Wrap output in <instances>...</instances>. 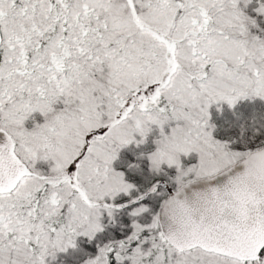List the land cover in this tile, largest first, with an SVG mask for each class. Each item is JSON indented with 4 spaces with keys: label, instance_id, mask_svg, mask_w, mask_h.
Segmentation results:
<instances>
[{
    "label": "snow or ice",
    "instance_id": "snow-or-ice-1",
    "mask_svg": "<svg viewBox=\"0 0 264 264\" xmlns=\"http://www.w3.org/2000/svg\"><path fill=\"white\" fill-rule=\"evenodd\" d=\"M0 264H264V0H0Z\"/></svg>",
    "mask_w": 264,
    "mask_h": 264
}]
</instances>
